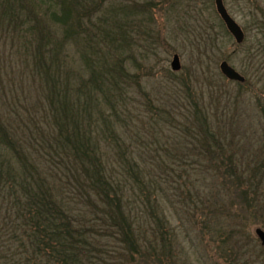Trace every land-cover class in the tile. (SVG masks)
<instances>
[{
	"label": "rangeland",
	"instance_id": "1",
	"mask_svg": "<svg viewBox=\"0 0 264 264\" xmlns=\"http://www.w3.org/2000/svg\"><path fill=\"white\" fill-rule=\"evenodd\" d=\"M31 1L33 11L41 6L49 16L48 0ZM222 1L245 34L241 45L214 0H97L89 9L88 20L104 18V28L126 33L107 64L119 67L127 85L106 99L87 85L85 124L132 232L124 242L104 221L101 202L56 171L69 215L94 245L93 264H264L255 235L264 232V56H247L256 33L264 44V0ZM11 43L0 40V118L23 136L36 124L34 143L42 144L45 98L19 54L21 43ZM63 51L66 77L87 82L91 72L75 46ZM223 61L245 82L225 79ZM98 68L95 60L94 73Z\"/></svg>",
	"mask_w": 264,
	"mask_h": 264
},
{
	"label": "trees",
	"instance_id": "2",
	"mask_svg": "<svg viewBox=\"0 0 264 264\" xmlns=\"http://www.w3.org/2000/svg\"><path fill=\"white\" fill-rule=\"evenodd\" d=\"M51 2H46L52 7L46 16L40 13L41 6L38 12L31 9V0H0V40L21 43L19 54L45 98L42 116L47 124L42 146L34 143L35 133L40 132L36 124L34 131L23 136L0 118V264H93L89 254L94 245L68 213L58 171L71 177L78 191L101 202L103 219L116 235L132 240L130 225L114 197L117 187L107 177L101 158L92 155L94 139H89L85 124L90 119L87 87L106 99L121 96L127 85L119 67L107 64L112 47L126 40V33L116 20L106 18L107 26L119 28L115 33L104 28V18L88 20L97 0ZM52 26L61 30L60 38ZM258 39L256 33L248 61L263 59L264 44ZM68 43L91 72L87 82L73 84L66 77L63 50ZM108 43L112 46L102 49ZM95 60L99 63L96 73ZM45 149L55 157L42 154Z\"/></svg>",
	"mask_w": 264,
	"mask_h": 264
},
{
	"label": "water",
	"instance_id": "3",
	"mask_svg": "<svg viewBox=\"0 0 264 264\" xmlns=\"http://www.w3.org/2000/svg\"><path fill=\"white\" fill-rule=\"evenodd\" d=\"M215 9L220 19L224 23L227 31L233 37L234 41L237 44H241L244 40V33L241 30L240 26L235 22V20L228 14L222 0H214ZM170 68L173 72L180 70V62L177 55L172 57L170 63ZM219 70L221 74L229 81L243 83L244 78L238 74L234 69H232L226 62H221L219 65ZM255 235L261 243V246L264 248V232L261 229L255 230Z\"/></svg>",
	"mask_w": 264,
	"mask_h": 264
}]
</instances>
